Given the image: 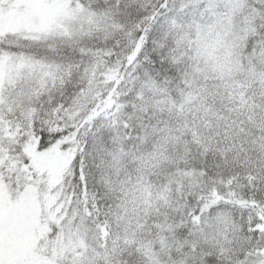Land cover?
Returning <instances> with one entry per match:
<instances>
[{
  "label": "snow or ice",
  "instance_id": "6c2138e0",
  "mask_svg": "<svg viewBox=\"0 0 264 264\" xmlns=\"http://www.w3.org/2000/svg\"><path fill=\"white\" fill-rule=\"evenodd\" d=\"M0 264H264V0H0Z\"/></svg>",
  "mask_w": 264,
  "mask_h": 264
}]
</instances>
